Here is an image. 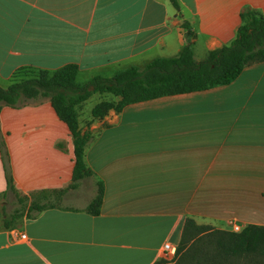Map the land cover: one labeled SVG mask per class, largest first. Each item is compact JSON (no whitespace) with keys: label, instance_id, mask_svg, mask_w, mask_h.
<instances>
[{"label":"crops","instance_id":"0c3cea01","mask_svg":"<svg viewBox=\"0 0 264 264\" xmlns=\"http://www.w3.org/2000/svg\"><path fill=\"white\" fill-rule=\"evenodd\" d=\"M173 1L0 0V87L20 68L75 64L86 80L143 68L178 53L185 23L200 61L235 37L243 11L264 16V0ZM79 128L92 137L91 175L71 189L72 142L50 104L1 108L0 264H157L187 218L226 231L264 226V62L226 86L110 110ZM18 197L24 215L7 229L3 214ZM33 201L51 208L26 218Z\"/></svg>","mask_w":264,"mask_h":264},{"label":"trees","instance_id":"16d2710c","mask_svg":"<svg viewBox=\"0 0 264 264\" xmlns=\"http://www.w3.org/2000/svg\"><path fill=\"white\" fill-rule=\"evenodd\" d=\"M172 3L177 7L176 3ZM187 43L172 57L152 60L144 68L128 67L116 71L111 77L96 76L87 82H77L78 67L66 64L49 71L36 68L17 69L6 88L0 87V110L3 106L22 108L47 101L55 116L63 122L73 147V167L69 188L91 175L84 163V151L91 135L82 133L78 122V109L94 93L110 95L115 100H103L91 109V118L102 119L108 111L119 113L128 105L161 97L201 92L233 82L244 68L264 62V16L252 10L240 14V25L235 37L225 46L209 51L200 61L194 59L192 36L187 23ZM62 149V146H59ZM0 150L6 156L0 138ZM6 163V162H5ZM7 190L13 192V179L9 166L5 167ZM59 196L62 191H56ZM103 186L97 191L85 211L97 215L101 206ZM264 198V195H263ZM46 208L33 201L27 209L30 218ZM25 201L17 198V207L4 213L3 226L10 228L25 212ZM157 264H264V226L247 225L239 232L197 225L192 219L184 221L176 258L172 263L163 260Z\"/></svg>","mask_w":264,"mask_h":264},{"label":"rangeland","instance_id":"374dc122","mask_svg":"<svg viewBox=\"0 0 264 264\" xmlns=\"http://www.w3.org/2000/svg\"><path fill=\"white\" fill-rule=\"evenodd\" d=\"M193 51V48H192ZM199 52L198 49L195 47L194 48V56L196 59H199ZM144 68V67H143ZM107 76H110V74H106ZM112 76V75H111ZM110 76V77H111ZM77 82L79 83H83V82H87L89 80L84 79V77L82 75H78L76 78ZM103 100H115L112 96L110 95H100L98 93H94L92 94L79 108L78 110V114H79V124H82L83 122H86L87 120L91 119V109L93 108L94 105H96L97 103H99L100 101ZM85 188H87V184H85ZM85 191V190H84ZM80 195L82 196H88L89 195V191H85V192H80ZM92 196V195H91ZM13 196L10 195L7 199V201H13ZM6 201V199H5ZM71 204H77L75 203V201H70ZM12 210V207H7L5 209L6 212H10Z\"/></svg>","mask_w":264,"mask_h":264},{"label":"built area","instance_id":"2783aa9c","mask_svg":"<svg viewBox=\"0 0 264 264\" xmlns=\"http://www.w3.org/2000/svg\"><path fill=\"white\" fill-rule=\"evenodd\" d=\"M241 230L238 225L231 224L230 231L237 233ZM20 239H24V235H20ZM162 260L167 263H172L176 258V246L171 245L170 243H165L162 248Z\"/></svg>","mask_w":264,"mask_h":264}]
</instances>
